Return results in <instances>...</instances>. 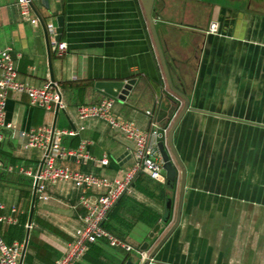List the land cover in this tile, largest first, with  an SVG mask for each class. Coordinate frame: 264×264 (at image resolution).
<instances>
[{"label":"crops","instance_id":"1","mask_svg":"<svg viewBox=\"0 0 264 264\" xmlns=\"http://www.w3.org/2000/svg\"><path fill=\"white\" fill-rule=\"evenodd\" d=\"M18 1L0 0V54L10 51L20 81L32 87L54 78L60 101L46 111L32 108L26 95L11 93L7 121L19 132L42 126L76 131L65 137L64 147L74 150L87 141L90 154L107 156L110 166L75 160L60 165L108 179L121 176L135 164L132 142L103 121L78 117L79 107L106 99L96 85L136 80L127 103L115 102L114 113L149 134L165 128L185 106L169 89L141 1L31 0L36 24L22 17ZM59 17L65 20L61 42L68 46L63 57L49 34V27L58 29ZM153 18L173 86L190 103L174 135L187 173L181 223L154 261L251 264V243L264 249V0H156ZM213 21L220 23L221 36L208 35ZM158 87L165 98L152 114ZM151 141L157 145L156 137ZM45 156L25 151L18 140L0 146L7 165L0 171V203L6 206L0 216L18 209L17 225L0 224L9 244H26L31 219L35 182L18 170L39 167ZM181 181L180 170L172 217L151 239L168 191L141 175L105 224L136 253L102 241L80 264H141L138 251L148 243L150 256L176 222ZM47 191V201L37 194L24 264H55L80 226L73 208L83 191L71 183L47 185Z\"/></svg>","mask_w":264,"mask_h":264},{"label":"built area","instance_id":"2","mask_svg":"<svg viewBox=\"0 0 264 264\" xmlns=\"http://www.w3.org/2000/svg\"><path fill=\"white\" fill-rule=\"evenodd\" d=\"M18 5L25 20L35 24L38 22L32 18L31 0H19ZM207 33L211 36H221L220 23L213 21L209 25ZM49 34L57 56L63 57L68 51L67 43H57L58 34L55 27H49ZM0 71V146L7 140H18L25 151H40L46 155L41 172L40 166L21 167L18 170L24 177L39 182L37 190L39 199L45 201L50 199L47 185L71 183L83 191L79 204L73 208L80 226L72 243L64 249L62 256L55 264H80L90 248L102 241H106L112 247L134 253L135 249L107 230L105 224L121 200L133 193L135 183L141 175H146L157 183H166V172L163 169L164 163L160 151L157 145L151 141L152 137L157 138V129L149 134L141 130L134 122L117 116L114 113L115 100L110 98H106L98 104L81 106L78 108V117L81 122L98 119L105 122L111 130L124 134L132 142L135 164L115 179L72 171L61 166L60 162L75 160L80 165L93 164L95 167L103 169L110 166V160L107 156L93 157L88 149L87 141H83L77 149H66L64 147L65 137L77 135V132L73 130L61 131L49 126H42L29 131H15L13 124L7 121L6 107L11 93L26 95L32 108L46 111L53 110L54 106L59 103L60 96L57 87L51 82L46 83L42 88H36L20 81L10 51L0 54ZM162 83L165 84L164 77H162ZM179 114L178 110L172 115L168 125L164 128L165 136L168 135ZM8 169L12 171L11 168ZM3 170H7V165L4 160L0 159V171ZM5 209L6 206L0 203V212ZM10 210V215L0 216V224L10 226L18 224L16 218L18 209L11 207ZM24 247L25 245L19 242L9 244L0 232V264H23ZM139 254L141 255V264L149 259L147 252ZM150 264L158 263L151 260Z\"/></svg>","mask_w":264,"mask_h":264},{"label":"water","instance_id":"3","mask_svg":"<svg viewBox=\"0 0 264 264\" xmlns=\"http://www.w3.org/2000/svg\"><path fill=\"white\" fill-rule=\"evenodd\" d=\"M146 19L149 23L151 34L153 36L154 44L157 49V53L159 56V60L161 63L162 70L164 72L166 81L168 83L169 89L171 93L179 100L185 103L184 109L180 112L177 120L171 127L170 131L168 132V135L165 136L164 134V127L158 128L156 133H157V138H156V144L157 147L160 151L162 160H163V169L166 172V189L168 191V197L165 200V208H164V215L160 222L156 225L153 233L150 235L151 239H154L156 235L161 231L163 227L167 223H169L173 211H174V199L172 198L173 193L175 192V189L177 187V183L179 181L180 177V170L182 171V181H181V192H180V201H179V206H178V212H177V217H176V222L174 223L173 227L171 230L168 232V234L164 237V239L157 245V247L154 249V251L151 253L149 256V259L143 263V264H150L151 260H154L158 252L162 249V247L166 244V242L169 240V238L173 235V233L177 230L181 223V218H182V210H183V204H184V195H185V190H186V179H187V173L185 171L184 165L177 153V150L174 145V135L176 133L177 128L181 124L183 118L185 117L186 113L190 110V103L188 98L175 89L173 86V82L171 79V73H170V68L169 64L166 61L164 51L161 47V43L159 40V35L157 33L156 25H155V20L153 18V13H154V7H155V2L156 0H140ZM64 26H65V20L64 17H59L58 18V29H57V38L56 41L57 43H60L62 40V36L64 33ZM51 83L55 85L54 78H52ZM137 85L136 80H130L127 82H109V83H98L96 85V89L98 92H100L103 96L106 98H110L115 100L117 103H127L128 98H130L131 94L133 93L134 87ZM164 92L163 88L158 87L157 89V98L158 101L154 103L153 109H152V114H155L157 111V108L160 106V102L164 100ZM170 104L177 106V102H175L174 99L171 97L166 98ZM173 114V113H172ZM166 118H168V114L165 115ZM171 118V117H170ZM53 129H56L53 127ZM45 159L40 165V172L42 171V168L44 166ZM38 184L39 182L36 181L34 184V193H33V202H32V210H31V219L28 225V233H27V239H26V244L24 247V253H23V264H24V259L26 256L27 252V246H28V241H29V235H30V230L32 226V217L35 211V204L37 201V190H38ZM149 249V244L146 243L144 247L139 251V253L146 252ZM125 264H136L133 261H127Z\"/></svg>","mask_w":264,"mask_h":264},{"label":"rangeland","instance_id":"4","mask_svg":"<svg viewBox=\"0 0 264 264\" xmlns=\"http://www.w3.org/2000/svg\"><path fill=\"white\" fill-rule=\"evenodd\" d=\"M254 234H252L253 236ZM251 264H264V249L258 243H251Z\"/></svg>","mask_w":264,"mask_h":264},{"label":"trees","instance_id":"5","mask_svg":"<svg viewBox=\"0 0 264 264\" xmlns=\"http://www.w3.org/2000/svg\"><path fill=\"white\" fill-rule=\"evenodd\" d=\"M159 219H160V217H159V216H158V217H156V222H157V221H159Z\"/></svg>","mask_w":264,"mask_h":264}]
</instances>
